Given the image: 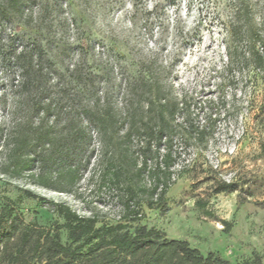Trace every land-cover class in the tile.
Listing matches in <instances>:
<instances>
[{"label":"rangeland","instance_id":"374dc122","mask_svg":"<svg viewBox=\"0 0 264 264\" xmlns=\"http://www.w3.org/2000/svg\"><path fill=\"white\" fill-rule=\"evenodd\" d=\"M228 1L20 0L17 9L8 6L5 14L0 12V129L10 119L3 105L13 103L11 85H17L14 52L37 42L51 69L47 85H59L64 111L73 105L88 116L91 134L90 162L81 167L71 190L0 172V208L7 199L15 200L25 222L48 228L65 221L53 210L57 203L96 216L97 225L125 222L117 189L103 183L101 143L88 120L96 117L90 110L94 106L121 107L128 85H139L142 93L150 79L154 89L164 87L171 101L187 100L193 123L209 129L203 141L193 133L188 140L175 136L165 198L152 208L144 200L143 217L129 229L154 227L230 264L256 254L264 260V70L255 73L248 62L229 65ZM250 3L264 35V0ZM4 5L8 0H0ZM177 119L185 126L182 116ZM136 150L132 147L128 157H137ZM128 168L131 175L136 171ZM223 183L234 189L217 192ZM60 234L64 243L70 242L66 229Z\"/></svg>","mask_w":264,"mask_h":264},{"label":"trees","instance_id":"16d2710c","mask_svg":"<svg viewBox=\"0 0 264 264\" xmlns=\"http://www.w3.org/2000/svg\"><path fill=\"white\" fill-rule=\"evenodd\" d=\"M228 2L229 65L248 62L255 73L264 70V35L251 14L250 0ZM19 3L8 0V5L0 7L1 14L8 6L17 9ZM14 54L19 72L17 85H11L13 103L3 105L10 119L0 129V172L10 179L28 176L44 187L69 191L78 182L81 167L90 162L91 134L85 124L89 118L73 105L64 111V97L56 90L59 85H47L51 69L41 44L32 42ZM151 83L146 81L148 89L142 93L139 85H128L121 107L90 109L96 117L88 121L101 143L103 183L117 189L125 222L97 225L96 216H83L57 203L53 210L65 221L48 228L25 222L17 201L7 199L0 208V264H230L212 251L204 255L185 239L167 238L154 227L129 229L143 217L144 200L152 208L165 198L172 182L175 136L188 140L193 133L203 141L209 129L207 124L193 123L194 112L187 100L171 101L163 86L154 89ZM262 108L264 112V104ZM179 116L185 126L178 123ZM134 146L138 156L128 157ZM130 166L136 170L132 175ZM145 175L149 183H144ZM233 189L231 183H223L217 192ZM61 229L67 230L70 242L62 241ZM241 264H264V260L256 254Z\"/></svg>","mask_w":264,"mask_h":264}]
</instances>
